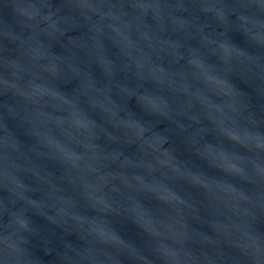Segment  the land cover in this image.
I'll use <instances>...</instances> for the list:
<instances>
[{
  "label": "water",
  "instance_id": "obj_1",
  "mask_svg": "<svg viewBox=\"0 0 264 264\" xmlns=\"http://www.w3.org/2000/svg\"><path fill=\"white\" fill-rule=\"evenodd\" d=\"M0 264H264V0H0Z\"/></svg>",
  "mask_w": 264,
  "mask_h": 264
}]
</instances>
